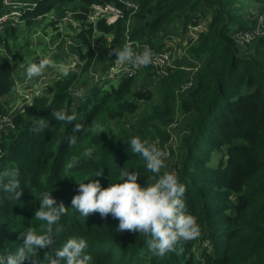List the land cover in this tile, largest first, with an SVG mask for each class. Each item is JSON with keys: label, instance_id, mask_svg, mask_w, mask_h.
<instances>
[{"label": "trees", "instance_id": "1", "mask_svg": "<svg viewBox=\"0 0 264 264\" xmlns=\"http://www.w3.org/2000/svg\"><path fill=\"white\" fill-rule=\"evenodd\" d=\"M32 1L35 7L24 15L29 24L33 16L70 5L67 10L81 21L82 29L75 34L79 45L72 47L81 64L67 76L61 73L51 80L43 95L14 111L13 127L0 131V173L17 172L21 184L17 199L0 190V257L15 251L18 235L26 230L46 231V222L35 212L42 194L50 190L66 211L52 225L51 247L33 253L40 264H47L73 237L87 241L90 264H264V27L242 44L234 39L235 33L257 24L264 0H134L136 10L118 0ZM93 3L117 5L122 16L110 25L103 19L95 26L86 23ZM255 3L259 6L254 13H259L247 12L245 8ZM204 14L208 15L204 28L183 45L186 51L175 61L176 67L143 66L140 85L136 76H122L115 85L112 81L105 85L110 79H94L92 71L103 74L106 61L115 58L111 49L123 47L126 29L130 40L162 48L163 40L155 39L165 38L174 21L182 22L185 32L193 19L194 25L203 23ZM132 18L135 23L130 25ZM5 37L0 34V43L14 52ZM191 58L200 61L199 68H179L181 62L192 65ZM15 71L16 65L0 56V115L18 100ZM186 76L192 85L178 96ZM155 94L158 101L152 102ZM6 96L11 98L4 103ZM51 109L65 110L76 119L55 121ZM180 111L184 134L176 137L175 155L169 127ZM45 118L49 127L33 133V121ZM76 124L79 132L73 131ZM69 136H75L74 143L68 142ZM134 136L146 143L155 137L151 144L161 152L168 150L171 158L175 155L167 170L185 186L186 211L198 228L194 238L178 241L163 256L149 251L148 236L117 232L118 220L110 214L84 217L71 208L81 180L99 179L106 187L129 168L138 173L141 185L154 182L140 154L131 152L128 142ZM85 150H91L90 156L83 155ZM212 152L219 153L215 165L208 164ZM73 159L77 163L69 169ZM96 171L102 174L95 176Z\"/></svg>", "mask_w": 264, "mask_h": 264}, {"label": "clouds", "instance_id": "2", "mask_svg": "<svg viewBox=\"0 0 264 264\" xmlns=\"http://www.w3.org/2000/svg\"><path fill=\"white\" fill-rule=\"evenodd\" d=\"M112 53L120 64L127 62L143 67L151 62L149 50L134 54L132 49L125 45L120 49H111L110 54ZM22 67L26 76L35 80L41 73H46L45 68L55 67V63L49 56H44L38 61L25 62ZM60 71L67 76L69 67L61 66ZM75 95L81 97L82 93L76 91ZM50 116L55 121L65 123L76 119L65 110L57 109H51ZM33 125L31 131L39 133L49 127V120L45 118L33 121ZM80 128L81 126L76 124L73 131L79 132ZM68 142L74 143L75 136H69ZM128 143L131 152L139 153L143 158L144 167L155 177L154 182L141 185L138 183V173L129 171V168L119 172V181L108 183L106 187L101 186L99 179H88L87 182L81 180L77 182L76 194L71 198V208L84 217L93 212L99 213L101 217L110 214L118 220L115 228L117 232L127 230L148 236L149 251L155 256H163L172 251L178 241L190 240L198 234L195 220L187 213L186 204L182 198L185 186L175 174L161 173L164 167L163 154L155 144H148L135 136L131 137ZM90 152L91 150H85L83 155L88 157ZM76 163L77 161L73 159L69 161L67 167L71 169ZM101 174L100 171H96L95 176ZM4 177L9 179L6 183L0 184V190L14 194L17 199L21 195L18 173L15 171L0 173V181H3ZM42 197L39 203L40 210L36 211L35 215L46 222V231L43 234H37L26 230L19 234V246L14 252L0 257V264H24L25 261L28 264H40L39 258L33 253H36L38 249L49 248L53 244L52 225L57 224L61 216L65 214L66 207L63 203H56L55 198L50 195V190L45 191ZM87 247V241L83 238H68L49 258L47 264H90L92 257L87 253Z\"/></svg>", "mask_w": 264, "mask_h": 264}, {"label": "rangeland", "instance_id": "3", "mask_svg": "<svg viewBox=\"0 0 264 264\" xmlns=\"http://www.w3.org/2000/svg\"><path fill=\"white\" fill-rule=\"evenodd\" d=\"M132 1H134V0H132ZM258 6H259V4L256 6V3H255L254 5L247 6L245 9L247 12L250 11V12H253V14H257L259 12L254 13L255 12L254 9L256 7L258 8ZM67 7H70V5H63V6L57 5L52 10L44 12L43 16L33 20L30 24L27 23L26 21L21 20L20 18H17L16 15L12 16L6 22V26L0 30L1 34L6 35L5 43H7L8 47L14 48V52L9 53L10 58H7L9 60V62H11V64L15 63L16 59H19L21 57L26 58V60L28 62H30L32 55H34V58H37L38 60L43 58L44 56H49L54 61L55 67L45 68L47 70L46 73L47 74H54V75H57V77H59V75L61 74V71H60L61 66H64V63L71 61L72 59L75 58V55L73 53V51H75V50H72V47H76L79 44L76 40H74V44L69 46V50H63L62 47L65 43V38L61 37L60 42L57 45L56 50L54 51L52 49H49L48 43H46L44 41L43 36L45 34V35H48L50 40L53 39V32H52L53 27H52L51 22H55L56 25L67 26L71 29H72V27L73 28L77 27L75 25V23H80V22L73 20V15L71 14V12H69L67 10ZM7 8H9V11L11 13L12 12L16 13L19 11V4L13 3L10 6H6V8H3V0H0V17H1V15H3V12ZM207 16H208L207 14H204L202 17L203 23L201 25H198L195 28L192 27L194 25V24H192V22L194 21V19H193L192 22L186 26L185 32H183L182 22H177L178 20L174 21L175 24L173 23L174 25L170 29V31H168V34H172L175 37V41L172 42V41L167 39L166 40L167 43H165L162 46V48H169L170 53L172 55V56H170L172 61H173V59L177 60V59H180L182 57L179 55L186 51V48L183 47V45L186 44L187 42H189L190 39L192 40L191 42H193L195 40L193 37L196 35V33L202 31L203 26H205V24L207 22V18H208ZM129 23H130V25L134 24L135 23L134 18H132ZM70 24L72 26H69ZM127 24H128V19H127ZM256 27H264V13L259 15ZM256 27H255V30L256 31L259 30V28H256ZM198 29H201V30L197 31ZM40 30L42 32V35L34 36ZM74 39H75V36H74ZM123 40H125V37H123ZM160 40H164V38L161 39V36L159 35L158 38L155 39V41H160ZM138 44L140 45V43H138ZM169 44H171V46H169ZM239 44H242V43H239ZM145 46H146V48L151 47L150 44H146ZM153 49H155V48H153ZM159 54H161V53L159 52L155 55L157 62H159V59H161V57H160L161 55H159ZM111 60L112 59L110 57V59H108V61H106V63L111 64V66H113L114 62H112ZM191 60L193 61V62L191 61L192 62L191 64L193 65L194 70L200 67L201 63L199 60H195L194 58H191ZM23 64L25 65V62ZM15 65L19 66L20 62H18ZM109 68L107 70H104V72H107L109 70ZM141 69H142V67H138L136 69V71L131 75V76H136V80L138 81L139 85L142 83V77L145 76V73L142 72ZM146 72L148 75V71H146ZM15 74H16V81H18V82L27 77L25 72L21 77H18V74L16 71H15ZM148 79H149V76H148ZM110 81H112L113 85L116 84L115 83L116 80L112 79V80L105 81V85H107ZM191 85H192V83H191L190 77L186 76V78L182 82V85L179 86L177 89L178 96H180V94L182 92H184L183 89L188 88ZM133 87L135 88V87H137V85L135 84V85H133ZM14 92L16 93V89H14ZM3 100L5 103V97ZM157 101H158V95L155 94L154 98L152 99V102H157ZM183 129H184V117H183V113L180 111L179 115L177 116L176 122L173 123L169 127V130L172 133V140L170 141V146L172 147V150L175 151V155L177 153L176 137L179 135V133L181 131H182L181 134H184ZM152 141H156V138L151 137L147 143L151 144ZM167 152H168V150L165 152H162V154H163L162 159H163L164 164H165L164 165L165 166V169H164L165 172H168L167 166L169 164H172V162L175 160V155H174V158H171ZM218 154L216 152H212L211 157L208 161L209 165H215L216 164L217 159H218Z\"/></svg>", "mask_w": 264, "mask_h": 264}, {"label": "built area", "instance_id": "4", "mask_svg": "<svg viewBox=\"0 0 264 264\" xmlns=\"http://www.w3.org/2000/svg\"><path fill=\"white\" fill-rule=\"evenodd\" d=\"M118 1L121 2L127 9L128 8L133 9V10L137 9V3L135 1H132V0H118ZM13 3L19 4V11L16 13L15 12L11 13L9 11V8H7L3 12V15H1L0 17V30L6 26V22L14 15H16L17 18H20L23 21H27V19L24 17V15L26 14V10L33 8L36 5V2L32 0H3V8H6V6H10ZM69 12H71L72 15L74 13L72 11H69ZM43 15L44 13L33 16L32 20L40 18ZM121 16H122V8L117 5H114L111 3H107V4L93 3L89 6V10L86 14L85 22L90 23L93 26H95L99 20L103 19L106 24L110 25V24H113ZM73 20L79 21V19L74 18V16H73ZM79 22L80 23H75L77 27L76 28L72 27L73 30L67 26L56 25L55 22H51L52 27H53V31H52L53 39L50 40L48 35H45V34L43 36L44 41L48 43L49 49H52L55 51L57 45L60 42L61 37H64L65 43L62 49L69 50V46L74 44V40H75L74 36L76 32L82 29L81 21ZM201 24L202 23H195V25H193L192 27L195 28ZM256 25L251 29H246V30H242V31L235 33L234 39L239 43H242L243 41L248 40L249 38L252 37V35L256 34L260 30V27H256ZM69 26H72V25L70 24ZM255 27L259 28V30L256 31ZM199 30L201 29H198L197 31ZM37 35H42L41 30L38 31V33L34 36H37ZM196 37H197V33L193 38L196 39ZM167 39L172 42L175 41V37L172 34H167V36L163 40L164 44L167 43L166 42ZM125 45L129 46L132 49L134 54L141 53L144 50H149L151 53L150 64L154 68L156 67L165 68L167 66H171V67L177 66V64L175 63L176 60L173 59L172 61V59L170 58V56L172 55L170 53L169 48H157L153 46L146 48L145 46L146 44L139 45L136 41L129 39L128 29L125 30V40H124L123 46ZM169 46H171V44H169ZM152 47L155 49H153ZM159 52L161 53L159 54L161 55L160 56L161 59H159V62H157L155 55ZM73 53L75 55V58L72 59L71 61L64 63V66L69 67V70H75L81 64L79 53L76 50L73 51ZM2 55L6 56V59L10 58L9 52L6 50L5 46L3 45V43H0V56ZM112 62H114L113 66H111V64H108L107 69L111 66L109 70L107 72H104L103 74L101 73L99 76L97 75V72L92 71L93 72L92 74L94 75V79L100 80L103 77L104 79L115 80L122 76H131L138 68L134 63L125 62L124 64H120L117 62L116 58H114ZM184 64H187V65H184ZM179 68L188 71V70L193 69V65L181 62L179 65ZM56 77L57 75H54V74L41 73L38 77H36L35 80H32L31 78L26 77L23 80H20L19 82L16 81L15 89H16V95L18 97V100L15 103V105H13L11 108H8L6 112H3L0 115V131L4 130L5 127H13L14 111L18 109L19 107L32 102V100L35 97H39L43 95L48 89L47 84H49L50 81Z\"/></svg>", "mask_w": 264, "mask_h": 264}, {"label": "crops", "instance_id": "5", "mask_svg": "<svg viewBox=\"0 0 264 264\" xmlns=\"http://www.w3.org/2000/svg\"><path fill=\"white\" fill-rule=\"evenodd\" d=\"M34 60L38 61V59L37 58H34V55H32V58H31L30 62H32ZM18 62H20V65L19 66H16V72L18 74V77H21L24 74V72H25V70L22 67V65H24L23 64L24 62L28 63V61L26 60V58H22L21 57L19 59H16L15 64H17ZM10 98H11L10 96H6L5 97L6 100H9Z\"/></svg>", "mask_w": 264, "mask_h": 264}]
</instances>
